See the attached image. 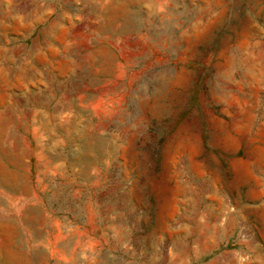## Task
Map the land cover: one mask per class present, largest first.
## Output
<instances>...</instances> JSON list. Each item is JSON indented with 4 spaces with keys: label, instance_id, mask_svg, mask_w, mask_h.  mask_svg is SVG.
Instances as JSON below:
<instances>
[{
    "label": "rangeland",
    "instance_id": "1",
    "mask_svg": "<svg viewBox=\"0 0 264 264\" xmlns=\"http://www.w3.org/2000/svg\"><path fill=\"white\" fill-rule=\"evenodd\" d=\"M0 264H264V0H0Z\"/></svg>",
    "mask_w": 264,
    "mask_h": 264
},
{
    "label": "crops",
    "instance_id": "2",
    "mask_svg": "<svg viewBox=\"0 0 264 264\" xmlns=\"http://www.w3.org/2000/svg\"><path fill=\"white\" fill-rule=\"evenodd\" d=\"M92 222V219L90 217V215L87 217V221H86V225H82V226H78L77 228H81L82 230L84 229L86 232L89 231L91 229L92 231V228L94 227V225L91 224ZM73 229H76V228H73ZM19 237V236H18ZM17 236H15L16 238V241L19 242V238ZM31 240V238H27V241ZM33 240V239H32ZM34 241V240H33ZM16 247H19L16 245Z\"/></svg>",
    "mask_w": 264,
    "mask_h": 264
}]
</instances>
